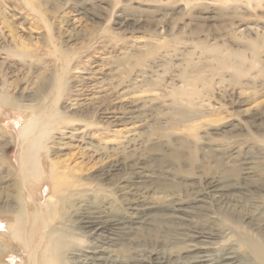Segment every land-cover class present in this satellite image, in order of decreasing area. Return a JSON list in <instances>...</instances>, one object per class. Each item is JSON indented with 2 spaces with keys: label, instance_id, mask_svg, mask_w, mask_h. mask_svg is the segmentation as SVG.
<instances>
[{
  "label": "bare ground",
  "instance_id": "6f19581e",
  "mask_svg": "<svg viewBox=\"0 0 264 264\" xmlns=\"http://www.w3.org/2000/svg\"><path fill=\"white\" fill-rule=\"evenodd\" d=\"M10 44L1 63L29 74L42 58ZM209 47L160 36L88 66L43 58L21 104L6 96L17 80H0L1 105L23 120L17 135L0 133V264L22 253L39 264H169L165 250L124 255L144 252L148 237L182 252L176 264H264V84L251 85L264 69L260 41L244 46L249 56ZM220 84L227 105L214 97Z\"/></svg>",
  "mask_w": 264,
  "mask_h": 264
},
{
  "label": "rangeland",
  "instance_id": "374dc122",
  "mask_svg": "<svg viewBox=\"0 0 264 264\" xmlns=\"http://www.w3.org/2000/svg\"><path fill=\"white\" fill-rule=\"evenodd\" d=\"M193 1L0 0V56H2L1 49H9L10 40L15 39L32 52V58H42L37 66L30 68L29 74L26 70L17 71L16 66L15 68L4 66L0 61V80L8 82L17 80L12 83L13 91L6 94L7 97L9 96V102L25 103V96L19 88L26 77L46 73V67L51 59L44 60L43 58H62L60 55L62 53L67 58H78V61L70 65H81V62H86L88 66L102 56H115L112 54H116L119 49H126L130 41H139L145 37L166 36L174 42L189 40L197 46H205L206 51L211 49L210 44L215 42L219 44L222 52L226 48H231L240 54L246 53L249 56L250 51L244 46L250 39L257 36L261 47L260 58L264 59V0H205L207 4L192 3ZM164 3L176 7L169 8ZM156 7L160 8L158 13L154 11ZM247 26L254 28L256 35L245 30L237 32ZM163 29L165 32L159 34ZM105 42L108 46H105ZM242 65L245 66L247 63L244 62ZM258 69L260 71L256 72L257 75L254 74L257 79L251 84L255 87L256 93L259 90H256L258 82L264 84V69ZM14 75L17 78H14ZM69 77L70 73L67 75L68 79ZM242 81L239 78V84ZM68 84H71L70 80ZM229 93L230 89L220 84L215 90L214 97H217V101L227 105L232 101V99L229 100L231 98ZM258 99L260 95L256 94L254 100ZM97 115L99 114L93 112L89 120L94 121ZM220 117V115L213 116L210 119ZM22 122L20 115L14 114L0 102V133L6 131L17 135ZM17 155V147H10L7 158L14 163ZM54 159L59 161L61 157ZM86 165L89 167L91 163ZM38 194L33 197V207L41 210L44 201L49 196V188H42L41 197ZM24 237L27 244V239L29 242L32 241L31 238ZM8 244L18 252L22 251L16 242L8 239ZM171 246L170 242L162 238L149 239L148 237L138 248L140 251L145 250L144 252L130 250L124 255L130 259L139 253L146 254L152 250L161 253L165 250L161 256L167 263L176 264V259L183 256V253L176 248L171 249ZM4 261L6 264L7 262L10 264H39L37 258L29 261L27 253H22L20 261L12 255L6 257Z\"/></svg>",
  "mask_w": 264,
  "mask_h": 264
}]
</instances>
